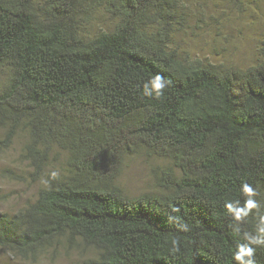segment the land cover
Wrapping results in <instances>:
<instances>
[{
  "label": "trees",
  "instance_id": "1",
  "mask_svg": "<svg viewBox=\"0 0 264 264\" xmlns=\"http://www.w3.org/2000/svg\"><path fill=\"white\" fill-rule=\"evenodd\" d=\"M181 2L0 0V144L24 134L30 171L15 178L50 180L0 214V249L14 259L36 264L62 247L89 251L84 264H239L245 234L259 237L264 49L246 70L180 60L167 42ZM96 9L113 23L88 38ZM156 74L164 95L143 96ZM140 150L170 167L158 194L130 197L119 168ZM244 183L257 207L237 222L226 205L245 206ZM250 246L264 264V244Z\"/></svg>",
  "mask_w": 264,
  "mask_h": 264
},
{
  "label": "rangeland",
  "instance_id": "2",
  "mask_svg": "<svg viewBox=\"0 0 264 264\" xmlns=\"http://www.w3.org/2000/svg\"><path fill=\"white\" fill-rule=\"evenodd\" d=\"M169 30L167 47L186 63L212 65L220 70H246L256 65L264 49V0H182ZM113 21L103 9H96L83 27L88 38L106 31ZM3 131H0V141ZM26 136L19 134L12 144H0V214L13 215L33 201L41 182H22L16 176L30 171L22 159ZM64 156L53 162L60 171ZM167 161L145 151L123 156L117 184L130 197L158 194L157 176L169 168ZM57 168V169H56ZM91 253L59 248L36 264H84ZM0 264H32L14 259L0 249Z\"/></svg>",
  "mask_w": 264,
  "mask_h": 264
},
{
  "label": "clouds",
  "instance_id": "3",
  "mask_svg": "<svg viewBox=\"0 0 264 264\" xmlns=\"http://www.w3.org/2000/svg\"><path fill=\"white\" fill-rule=\"evenodd\" d=\"M168 84L169 81L164 76L160 74L153 75L149 80H147L143 84L142 95L145 97L158 99L164 95V90L166 89ZM57 176L58 173L55 171L50 173L51 179H56ZM40 182L45 187H48L50 185L49 178H41ZM241 191L247 197H249V199L246 200L244 207H236L232 203H228L226 205L228 211L231 213V215L237 222L242 221L252 209L257 207L255 200L251 199V197L254 195L252 187L249 184L244 183L242 184ZM257 231L259 233V237L245 234L244 238L248 241V243L239 245L238 251L234 253L233 259L238 261L239 264H255L253 258L254 249L250 245L264 244V217L260 218V223L257 226ZM172 244L175 247L179 244V241L174 239L172 241Z\"/></svg>",
  "mask_w": 264,
  "mask_h": 264
}]
</instances>
